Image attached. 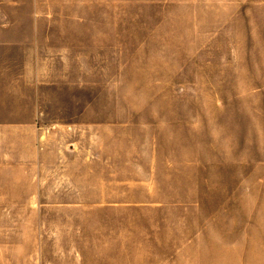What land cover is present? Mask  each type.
I'll return each mask as SVG.
<instances>
[{"label":"rangeland","instance_id":"374dc122","mask_svg":"<svg viewBox=\"0 0 264 264\" xmlns=\"http://www.w3.org/2000/svg\"><path fill=\"white\" fill-rule=\"evenodd\" d=\"M35 105L81 151L3 143L0 264H264V0H0V125Z\"/></svg>","mask_w":264,"mask_h":264},{"label":"crops","instance_id":"0c3cea01","mask_svg":"<svg viewBox=\"0 0 264 264\" xmlns=\"http://www.w3.org/2000/svg\"><path fill=\"white\" fill-rule=\"evenodd\" d=\"M33 78L34 84H32L31 87H35L37 85L35 83L36 72H34ZM19 91H23L25 96L29 97L30 85H28L27 83L22 84L19 89H15L13 91L12 96H16ZM44 112V109H41L40 107L35 105L32 111L31 121L24 122L19 125H15V123L0 125V148L4 143L5 146H8L7 148L3 147L4 150L8 149L9 151H15L16 153L28 151L22 156L19 153V158L22 157L21 159L32 161L30 165L35 168L36 176H38L34 181L36 184L43 183L41 182L42 177L40 176L42 175V172L46 177L48 175L52 176L53 173L57 172L60 174V171L64 170L63 166L66 165L67 161H72L74 158H76L74 157V155H79L81 151V148H79V146H77L78 148H72V146H51V144H48L46 142L48 139L47 137L45 140H43V133L40 131V128L36 126V118L40 117ZM46 135H51V133L47 132ZM5 158L6 155L3 154L0 160L3 161ZM19 160L20 159H18L17 162H19ZM0 165L19 166V164H16V162L13 161L0 162ZM59 166L63 167L60 171L54 170V168L57 169ZM31 197L36 200V206L39 207V210L41 211L42 203L38 200L43 198L42 194L39 191H36L34 192V194H32ZM62 226L63 225L60 226L61 231L55 229L54 234L56 236L60 235L61 233L66 234V232L68 231L67 228H63ZM53 245L61 247L69 246L68 242L66 240H62L61 238L54 239ZM75 245L78 246L79 243L76 242V244H73L72 246ZM36 246L38 248L36 254L37 257L32 256V259H34V263L41 264L40 253L41 248L43 247V240L37 238ZM60 252L62 255H60L58 258L46 261V264H65L68 251L66 249H63ZM72 262L73 264H86L85 258L77 253L74 256L72 255Z\"/></svg>","mask_w":264,"mask_h":264}]
</instances>
